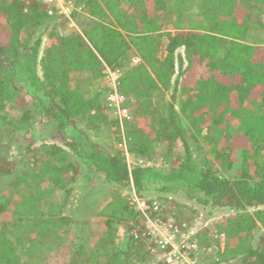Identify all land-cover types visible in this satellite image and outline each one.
<instances>
[{"label":"trees","instance_id":"16d2710c","mask_svg":"<svg viewBox=\"0 0 264 264\" xmlns=\"http://www.w3.org/2000/svg\"><path fill=\"white\" fill-rule=\"evenodd\" d=\"M74 1L87 15L80 23L82 32L61 35L54 28L42 48V36L29 46L22 33L52 23L45 6L37 0H0V17L5 16L11 30L10 37L0 34V264H148L153 259L147 240L130 235L128 222L138 225L140 220L125 193L94 213L97 224L86 242L73 239L63 261L49 260L69 233L60 224L70 220L57 217L75 188L65 175L78 173L80 165L86 167L81 187L96 177L117 192L133 188L139 197L186 201L203 212L204 219L228 214L218 226L225 237L223 247H216L220 259L206 262L204 253L202 264H264V233L253 243L245 242L243 234L252 236L257 226L242 215L246 210L264 214V61L256 58L263 48L251 40L254 24L264 27V0H238L241 14L237 0ZM254 10L258 16L252 18ZM182 47L186 69L175 54ZM131 51L144 65L129 69L121 79V93L141 113L140 120L124 125L126 148L137 157H150L155 149L172 150L170 169L129 167L121 151H108L90 140L87 129L99 132L101 124L113 127L118 137V121L108 118L112 112L102 106L99 92L85 97L82 82L68 81L72 72L86 71L97 78L103 66L122 68ZM175 58L181 71L171 99L182 80L180 109L186 120L197 121L196 136L215 132L216 142L208 149L219 160L226 154L228 176L209 166L206 155L203 167L195 163L174 103L165 99ZM24 98L32 112L10 116ZM79 113L87 116L84 130L70 117ZM235 120L244 125L231 135ZM36 139L45 141L49 157L29 151ZM13 150L28 154L19 173L6 159ZM55 157L69 160L57 167L51 159ZM88 172L91 176L86 177ZM11 175L14 182L7 189L1 179ZM62 189L65 202L56 212L52 194ZM88 224L84 220L82 227ZM120 225L125 237L117 243Z\"/></svg>","mask_w":264,"mask_h":264},{"label":"rangeland","instance_id":"374dc122","mask_svg":"<svg viewBox=\"0 0 264 264\" xmlns=\"http://www.w3.org/2000/svg\"><path fill=\"white\" fill-rule=\"evenodd\" d=\"M211 0H209L210 2ZM238 3V14H241V2L237 0ZM237 5V4H236ZM236 13V14H237ZM75 17H73L72 21L73 23L68 24L63 20H59L57 19L56 21L53 20L52 23L46 22L45 24H40L37 27L32 29V32L30 31H24L22 33V39L24 40V42L28 43L29 46H32V44L35 42L36 38L38 36H42V38H46V42L48 39V33L49 31H51L52 29H56V31L58 32H62L64 35H67L69 33L72 32V24H74L75 26H79L80 23L84 24L85 23V19L87 18L86 13H82V14H74ZM73 15V16H74ZM77 15V16H76ZM258 16V10H254L251 12V17H257ZM8 21H5V16L1 14L0 17V34L1 35H11V30L9 28V25L7 23ZM254 31L252 34V38L251 40H254L256 42L257 45L261 46L263 48V50L259 51L257 53V57L256 58H260V60L264 61V27L259 26L258 24H254ZM49 40V39H48ZM44 41V40H43ZM10 42V41H9ZM9 42L5 45H8ZM48 43V42H47ZM162 45V44H161ZM46 48V47H44ZM163 48V45H162ZM159 50H161L159 48ZM43 52V50H42ZM43 55V53H42ZM98 76V74H97ZM68 81H70V85H74L75 82L79 81L82 82L80 84V87L82 89L83 95L85 97H90L93 96L94 94H96V92L100 93V100L103 103V98L105 96V88H106V80L102 77H94L92 76L91 73L89 72H79V73H70L69 77H68ZM172 87H170V89L167 91H164V95H165V99L167 102H172L174 103V108L179 116V124L180 126L184 129V133L186 138L188 139V142H190V146L192 149V154L194 156V161L198 166L203 167L204 164L202 161V159L204 158V156L206 155V157L208 158L209 161V166H212V168H214V170H216L218 172L219 175L225 177L230 175L228 171H226V166H227V162L228 159L226 158V154L222 155V159H217V157H215V152H212L211 150H209V145H212V143H215V132L211 131L208 132L206 135L203 136H196L195 135V126L197 125L196 122L197 121H192L189 122L188 120L185 119L184 117V113L182 112V110L180 109V104L182 103V94L178 92H176V98L175 99H171V95L174 91V89H171ZM14 101V100H13ZM133 101L127 100L126 102V106L127 109L130 113L131 116V120H133L134 122L140 120L141 117V113H138L134 110L133 106H131V103ZM31 104H29V101L24 98L22 105L20 106V108H16L15 109V113L12 114V112L9 113L10 116H15L16 113H21L23 112H27V111H31ZM11 108V106H10ZM13 108V107H12ZM32 112V111H31ZM86 112V111H85ZM83 113V112H82ZM79 113V115L74 116V114H71L70 117L72 119H74V121L77 123L78 127L83 129H86L87 126V116H85V118H83V116L85 115ZM84 120H83V119ZM108 118H112V114L111 116L108 115ZM33 123V121H28L27 124ZM241 125L243 127L244 123L240 124L238 121H232L231 125H230V134L234 135L237 133V130H239V128L241 129ZM199 126V125H198ZM238 134V133H237ZM87 135L89 137L90 140L94 141L95 143H97L100 147L105 148L108 151H112V150H116L118 151L119 147L116 143L117 141V135L116 133H114V129L113 127L110 129L109 126L101 124V126L99 127V132H94L91 129H87ZM45 141H43L42 139H36L33 146L29 149V151L35 150L36 153L40 156H45V158L49 157V155L45 152L46 149H44V147L46 145L44 143ZM56 142V141H55ZM51 141H48L46 144H50ZM198 147L201 148V150H198ZM3 151V150H1ZM120 151V150H119ZM180 151V150H179ZM221 152H227V150H225V148H222V150H220ZM219 151V152H220ZM181 153V151L179 152ZM257 153V152H256ZM47 154V155H45ZM27 153L25 152H17L16 150H13V152H10L9 155H7L8 160L13 161L14 165H15V170L17 173H19L21 171V165H22V161L24 158L27 157ZM124 156V154H123ZM172 156H173V151L169 150V151H164V150H159V149H155V151H152V154L150 157H147L146 155L144 156H134V158L129 157L128 159H125L129 164H132L133 162H137V160H141L144 164H147L148 162L151 163V165L153 167H159L161 169H170L172 167L171 164V160H172ZM124 158H126L124 156ZM52 159V163L54 165H56L57 167H62V163L66 160H69L68 158L62 159V158H51ZM62 162V163H61ZM126 162V163H127ZM203 164V166H202ZM79 166V165H78ZM206 167V166H205ZM84 169H86V167L84 166H79L78 168V173L76 174H68L65 175L66 178H70L71 179V184L70 185H75L74 190L71 192L70 195H68L67 197V201L64 205V208L62 210V214L57 215V217L59 218H63L64 220H70V222L68 221V223L64 222L61 223V229H66L68 230V235H67V240L64 246L61 247V245L58 247V252L56 254L54 253H50L49 254V260L52 262H60L63 261L65 259V256L67 255L65 252V247H67L66 245H68L67 243H70L71 240H76L77 243L78 242H86L87 238H88V234L89 231L91 229H93L96 224H97V220H96V214H94L95 212L99 211L100 208L102 206H104L108 201H110L111 199L116 197H120L119 194H123L126 195L125 197L128 198V200H130V206L131 205V196H132V191L134 190L132 188L131 192H117V188H114L111 185H107V183L103 182L102 180H97V178L95 177L94 179L91 180V182H83L82 185L84 187H81L80 181L83 179L84 175L83 171H85ZM70 172V171H69ZM89 173V172H88ZM66 174V173H65ZM76 176V177H73ZM87 176H91V174L89 173L87 175L86 173V177ZM13 175L11 176H6L4 178L1 179V183L3 184V186L5 188H10V185H12L13 181ZM49 185V182L48 184ZM15 186V185H13ZM45 183L43 185V188H45ZM63 193L64 190H55V192L52 194V198L56 204V212H59L60 208L63 206L64 204V200H63ZM126 193V194H125ZM148 194V193H147ZM147 196V195H146ZM6 197V196H5ZM18 198V197H17ZM16 199H13V202H15ZM57 204H59V206H57ZM181 204H184L183 206H181ZM29 206V205H28ZM27 206V207H28ZM30 207V206H29ZM133 208V207H132ZM179 209L181 211H179V215L180 218L182 220H188L189 222H191L192 227H198L200 228V226H203L204 224L208 223V228L211 230V232H215L217 234V238H212V237H206L205 243H206V248L208 249L207 253L205 256L207 257V261L206 262H212L218 259H220V257H216L215 253L218 251L217 249L220 247H223L224 243H225V237L223 235H221L220 232H218L219 227L221 226V224H224L225 221L223 220L226 216H228V214H217L214 215L211 218H206L204 219V213L198 211V208L196 206H193L191 203H188L186 201H181L180 205H179ZM242 215H246V216H250L251 218H253V221L256 223V229L252 231L253 235L252 236H247V234H243V238L244 241L246 242L247 240L251 243L254 242V240L256 239V237L258 236V234L260 233H264V214H259L257 211H249L246 210L245 212H243ZM84 220L88 221L89 224L85 227H82L84 224ZM83 222V223H82ZM59 225V224H58ZM124 229V226L120 225L117 228V231H120V234H122V230ZM199 230V229H197ZM202 231H199V237L203 238L201 234ZM124 237H125V233L123 232ZM44 236V235H43ZM197 236V235H196ZM124 239V238H123ZM122 239V240H123ZM52 240V239H51ZM121 238L117 237L116 242L119 243L120 241H122ZM204 243V242H203ZM76 246V244L74 245ZM217 247V249H216ZM222 264V263H220Z\"/></svg>","mask_w":264,"mask_h":264},{"label":"built area","instance_id":"2783aa9c","mask_svg":"<svg viewBox=\"0 0 264 264\" xmlns=\"http://www.w3.org/2000/svg\"><path fill=\"white\" fill-rule=\"evenodd\" d=\"M47 9L48 16L55 20H63L68 24L73 23L74 14L85 12L82 4L74 0H37ZM73 30L77 33L76 26L72 24ZM47 37L43 38L46 40ZM142 62L141 58L135 56L130 59L129 66H136ZM102 77L106 80L105 96L102 106L110 109L112 118L118 121L120 133L118 132V149L124 154L126 159L134 158L126 148V142L123 138V128L131 120L127 109V98L120 91L121 79L124 75L122 68H111L103 66ZM114 116V117H113ZM127 162V161H126ZM128 166L136 165L138 167H153L151 163L144 164L141 160L133 162ZM181 203V202H180ZM171 197L144 196L139 197L135 191H132L131 205L138 214L140 223L136 225L129 221L128 226L132 227L135 239L145 238L148 242L147 251L153 258L148 264H202V255L208 254L205 240L206 237L217 238L215 232H211L208 223L203 226L192 227L191 222L182 220L179 215V205ZM184 204H181L183 206ZM199 229V230H197ZM125 233V230H122ZM199 231L203 238L199 237ZM117 231V237L124 238V234ZM197 235V236H196ZM204 242V243H203Z\"/></svg>","mask_w":264,"mask_h":264},{"label":"crops","instance_id":"0c3cea01","mask_svg":"<svg viewBox=\"0 0 264 264\" xmlns=\"http://www.w3.org/2000/svg\"><path fill=\"white\" fill-rule=\"evenodd\" d=\"M55 20V19H54ZM56 21V20H55ZM74 29V28H72ZM76 29L78 30L79 33L82 32V27L79 25V26H76ZM75 31L72 30L71 33H74ZM59 34L61 35H64L62 32H59ZM69 33V34H71ZM67 34V35H69ZM44 40V39H43ZM47 45V42L46 40L43 41V46L42 48L46 47ZM130 56L128 57V61L125 62L124 65H122V69L124 70V74L125 72H127L129 69L131 68H135V67H138V66H142L144 65V62L142 61L139 65H136V66H129V61L131 58L135 57V56H138V53H136L135 51H131L130 52ZM175 54H178L181 58H182V61H183V65H182V68L183 69H186L188 67V60L186 58V52H185V49L182 47V48H179L175 51ZM41 55V54H40ZM140 57V56H138ZM141 58V57H140ZM117 68H121V67H117ZM181 71V68H180V64H179V61L175 58L174 60V74L172 76V78H170V80L168 81V87H167V91L170 89V87H172L171 89L174 88V83H175V78L177 76V74ZM72 73H79V72H72ZM182 80H179V85H178V92L182 94L181 90L183 89V85H182ZM183 95V94H182Z\"/></svg>","mask_w":264,"mask_h":264}]
</instances>
